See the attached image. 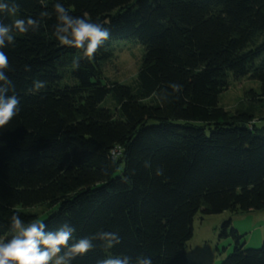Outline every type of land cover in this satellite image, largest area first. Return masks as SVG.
<instances>
[{"label":"trees","instance_id":"16d2710c","mask_svg":"<svg viewBox=\"0 0 264 264\" xmlns=\"http://www.w3.org/2000/svg\"><path fill=\"white\" fill-rule=\"evenodd\" d=\"M8 2L19 8L0 13L4 24L53 13L57 0H44L46 8L40 0ZM59 2L111 35L89 61L82 50L59 44L52 14L3 49L20 112L0 128V240L10 238L15 212L48 230L67 222L75 229L70 243L98 231L119 233V245L94 241L72 264L117 255L198 264L187 259L185 246L199 212L264 210V122H253V108L230 116L219 106L230 78L257 82L251 99L264 103V0ZM118 40H134L143 50L129 85L102 78ZM36 80L46 87L31 94ZM172 83L182 92L161 99ZM34 207H45L46 215L27 211ZM218 237L233 241L221 264H264V243L245 248L231 220Z\"/></svg>","mask_w":264,"mask_h":264},{"label":"clouds","instance_id":"9594fccd","mask_svg":"<svg viewBox=\"0 0 264 264\" xmlns=\"http://www.w3.org/2000/svg\"><path fill=\"white\" fill-rule=\"evenodd\" d=\"M41 5L46 8L44 0ZM19 5L0 0V13L15 15ZM55 15L54 34L59 44L82 50L83 58L91 61L100 47L109 40L111 32L99 22L91 21L87 16H73L70 11L57 0L53 5V13L41 11L39 18H19L11 24L0 22V128L6 126L20 112V98L15 94V84L7 75L11 70L9 58L3 51L15 45L16 34L36 32L45 18ZM73 68L80 67L79 59L73 61ZM25 71H31L25 65ZM46 87L45 81L36 80L28 92L37 94ZM171 92L161 90L160 98L167 100L169 96L182 92L183 86L172 83ZM147 166V165H146ZM158 168L156 175H162ZM74 227L67 222L56 230H48L47 224L40 220L26 223L18 213L10 217V238L0 240V264H72L77 257L92 251L96 244L111 249L119 245L121 237L117 232L98 231L92 236L74 240ZM97 264H152L148 257L139 256L135 261L125 255L108 256L98 260Z\"/></svg>","mask_w":264,"mask_h":264},{"label":"rangeland","instance_id":"374dc122","mask_svg":"<svg viewBox=\"0 0 264 264\" xmlns=\"http://www.w3.org/2000/svg\"><path fill=\"white\" fill-rule=\"evenodd\" d=\"M134 40L112 41V57L102 63V78L105 82L116 81L132 84L142 63L143 50ZM229 88L219 97V106L229 113L253 108V122L262 126L264 122V103L252 100L250 91L257 94L259 84L248 78L234 80L230 78ZM108 106L113 108L112 102ZM46 215L45 207L27 209ZM231 220L232 227L243 235L245 248L258 249L264 243V210L245 213L223 212L215 215H203L200 212L193 219V234L185 246L186 257L198 264H221L232 253L233 241L230 238L219 239V228L224 221Z\"/></svg>","mask_w":264,"mask_h":264}]
</instances>
